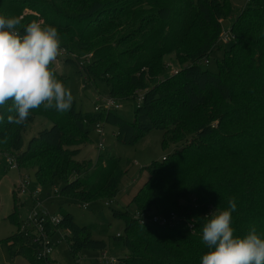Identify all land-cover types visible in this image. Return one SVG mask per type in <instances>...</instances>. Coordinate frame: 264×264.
<instances>
[{
	"label": "trees",
	"instance_id": "1",
	"mask_svg": "<svg viewBox=\"0 0 264 264\" xmlns=\"http://www.w3.org/2000/svg\"><path fill=\"white\" fill-rule=\"evenodd\" d=\"M0 14L18 17L21 31L33 20L55 26L61 40L58 65L71 66L108 90L103 98L98 95L93 112H82L73 100L66 112L41 105L20 125L0 122V156L10 154L18 173L33 164L41 186L57 183L59 195L89 206L114 199L123 176L115 158L105 164L103 155L94 164L76 159L90 143L92 127H115L123 145L157 129L163 148L177 146L146 167L147 179L131 200L134 212L111 209L124 223L113 245L126 250L115 264H200L207 251L201 241L205 215L228 207L230 199L236 203L234 234L250 227L264 233V0H246L227 43L220 37L223 19L231 14L228 0H0ZM215 52L221 56L213 71L207 65ZM50 67L67 87L55 62ZM107 99L118 104L137 99L132 121L107 108ZM9 106L0 112L7 115ZM37 117L49 127L25 141ZM58 216V224L45 226L50 242L61 230L69 234L64 240L73 255L106 248L93 237L94 227L79 226L70 213ZM15 217L16 210L10 220L18 230L6 239L11 256L58 264L37 259L41 247L32 242L34 227Z\"/></svg>",
	"mask_w": 264,
	"mask_h": 264
},
{
	"label": "rangeland",
	"instance_id": "2",
	"mask_svg": "<svg viewBox=\"0 0 264 264\" xmlns=\"http://www.w3.org/2000/svg\"><path fill=\"white\" fill-rule=\"evenodd\" d=\"M231 8V14L223 19L221 29L223 33L229 32L232 23L246 4V0H228ZM25 13L35 15V12L26 9ZM219 52H215L210 57L208 68L215 71L216 57H220ZM167 63L172 69H176V63L173 59H168ZM57 69L62 71L67 77V88L73 95L76 107L82 112H93L94 105L98 102V95L106 96L107 88L99 81L94 83L86 81L83 75L71 67H61L57 60L54 61ZM138 104L137 99L131 101H121L120 109L114 110L126 121H132L133 113ZM43 117H37L25 132V141L34 135L38 130L49 127ZM116 128L104 124L102 126L103 143L99 144V135L92 127L89 133L90 143L82 147L78 153L77 160L89 159L93 164L101 156L103 164L108 157L119 161L123 176L120 179L118 191L110 205H105L109 199H101L95 203L89 204L84 209L80 207L76 200H70L61 195L54 194L60 189L59 184L53 186H41L35 177L33 164L25 165L23 171L29 174V185L26 193H18L12 186V182L17 178L18 172L6 167V161L0 156V264H29L24 255L11 256L6 239L17 232L18 226L15 221L10 220L11 214L16 210V219L24 223L32 210H45L50 215H62L70 213L79 226H91L95 228L93 237L103 240L106 243V251L112 258L118 259L126 254L122 247H114L112 238L123 233L124 223L121 219L112 217L111 209H127L135 211V205L132 203V197L147 179L146 167L153 161H160L163 156L172 153L177 146L169 145L162 147V133L160 130L152 129L144 134L135 144L123 145L116 140ZM179 146V145H178ZM3 149V147H0ZM22 170V169H21ZM88 174V173H87ZM16 193V194H15ZM91 201V200H89ZM90 203V202H86ZM107 230V233L100 235L97 231ZM64 235L68 233L57 230L51 238V259L56 260L58 264H97L95 258L99 255V250L81 249L73 255L64 240ZM115 264V263H112Z\"/></svg>",
	"mask_w": 264,
	"mask_h": 264
},
{
	"label": "clouds",
	"instance_id": "3",
	"mask_svg": "<svg viewBox=\"0 0 264 264\" xmlns=\"http://www.w3.org/2000/svg\"><path fill=\"white\" fill-rule=\"evenodd\" d=\"M15 16L0 14V109L10 102L7 115L0 112V122L20 125L33 109L43 105L57 112L71 108L73 95L51 69L61 50L57 28L42 20L23 27ZM234 199L228 207H214L205 215L201 241L207 251L200 264H264V233L250 227L235 235L231 214Z\"/></svg>",
	"mask_w": 264,
	"mask_h": 264
},
{
	"label": "built area",
	"instance_id": "4",
	"mask_svg": "<svg viewBox=\"0 0 264 264\" xmlns=\"http://www.w3.org/2000/svg\"><path fill=\"white\" fill-rule=\"evenodd\" d=\"M221 41L223 43H227L230 40H232L233 35L229 32L226 33H221ZM173 73H177L176 69H172ZM106 107L107 108H115L119 109L120 105L113 101L112 99H107L106 100ZM96 132L99 135V144L98 146H101L103 143V138L101 137L102 135V127L99 125L96 126ZM5 158L6 161V166L8 169H14L18 170L17 163L15 159L10 155V154H4L2 155ZM29 185V175L26 174L25 172H20L18 173V180L17 184L15 186V191L18 193H26L27 192V187ZM54 194H57V191L54 189L53 190ZM112 203V201L105 202V205H108ZM82 208L86 209L88 207L87 203L81 204ZM153 222H158L159 224H165L166 222L164 220H159L157 217H152ZM28 226H32L35 229V232L37 233V236L32 239L33 243H39L41 247L40 251L37 252L36 257L37 259H41L46 261V259L50 258V253H51V242L48 237V235L45 232V226L47 224L49 225H56L59 223V216L55 215H50L47 211L45 210H32V212L29 214L27 218ZM114 258H112L106 251H102L99 253V255L95 258V261L97 264H112L115 263Z\"/></svg>",
	"mask_w": 264,
	"mask_h": 264
},
{
	"label": "crops",
	"instance_id": "5",
	"mask_svg": "<svg viewBox=\"0 0 264 264\" xmlns=\"http://www.w3.org/2000/svg\"><path fill=\"white\" fill-rule=\"evenodd\" d=\"M17 180H18V175L17 178L12 182V186L15 188L16 184H17Z\"/></svg>",
	"mask_w": 264,
	"mask_h": 264
}]
</instances>
